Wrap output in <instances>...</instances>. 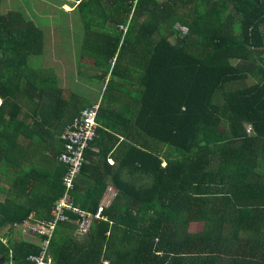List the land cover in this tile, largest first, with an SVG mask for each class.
Instances as JSON below:
<instances>
[{"label": "trees", "instance_id": "obj_1", "mask_svg": "<svg viewBox=\"0 0 264 264\" xmlns=\"http://www.w3.org/2000/svg\"><path fill=\"white\" fill-rule=\"evenodd\" d=\"M74 1L0 0V264H264V0ZM50 44L76 66L66 88ZM98 96L67 188L62 137ZM65 194L87 232L22 234Z\"/></svg>", "mask_w": 264, "mask_h": 264}, {"label": "built area", "instance_id": "obj_2", "mask_svg": "<svg viewBox=\"0 0 264 264\" xmlns=\"http://www.w3.org/2000/svg\"><path fill=\"white\" fill-rule=\"evenodd\" d=\"M99 106L92 105L85 108L81 112V119L74 121V124L66 131L63 140L65 143L64 153L61 155V160L69 166V170L63 181L67 188L72 187V182L79 172L83 160V152L87 142L94 136L96 123V113ZM69 214L78 216L76 219H71ZM53 221L50 222H36L34 224H25L22 226L23 233L35 237H47L42 242V245L47 249L49 245V238L51 237L57 223H70L76 227V233L83 235L87 232L90 225L91 216L76 209L72 200L67 194L62 196L55 202L51 210ZM95 217H98L96 215ZM38 264H52L48 258L45 261V256L40 258L31 257Z\"/></svg>", "mask_w": 264, "mask_h": 264}, {"label": "rangeland", "instance_id": "obj_3", "mask_svg": "<svg viewBox=\"0 0 264 264\" xmlns=\"http://www.w3.org/2000/svg\"><path fill=\"white\" fill-rule=\"evenodd\" d=\"M18 2H20V4L22 5V9L24 10V12L28 15V16H31L32 15V11H35V12H38L44 7V6H51L53 8H55L54 10L56 9H59V7L55 4L54 0H17ZM61 1H64V2H75L74 0H61ZM4 2H6L5 4H2V11L5 12V11H9V10H14L15 7H16V3H15V0H4ZM38 2V3H37ZM39 4V9L37 7V4ZM77 3V2H75ZM35 9V10H33ZM62 9L64 10L66 16L64 15H61V18H64V20L66 22H69V13L71 11V8L67 5L63 6ZM52 10V11H54ZM52 11L51 14H41L40 15L42 17H48V19L52 22L53 19L56 17V18H60L59 16H55L57 14L53 13ZM62 20V19H61ZM56 28L57 27V24H55L54 22H52V24L50 23L49 24V30L50 32L48 34H52V40L53 42H58L61 46V35L59 32L56 31ZM183 30V29H181ZM80 31H78L79 33ZM76 34L73 38H72V42L70 43V46L73 47L75 49V47L78 46L79 44V38H80V35L79 34ZM56 40V41H55ZM65 46V44H63ZM63 47H56L55 45L53 44H50L49 47L46 48V56L44 58V61H43V65L45 67H51L52 69H56L59 73V76L61 77L62 79V83H61V86L62 87H68L69 86V82H68V79L67 77H71L72 74H71V69H75L76 66H73V62H69V60L66 58V50L62 49ZM74 80H76V78H74ZM95 83V82H93ZM95 88H93L92 91H94ZM96 91H98V89H96ZM100 92V96H101V91ZM87 94H90L92 95L91 93H87ZM100 96H98V99H96V101L94 102L93 101V104L92 105H96V106H99L101 104V99H100ZM1 185V184H0ZM3 193H0V200L3 199V196H2ZM35 216V214H33L31 217ZM3 243H6V239H2L1 240Z\"/></svg>", "mask_w": 264, "mask_h": 264}, {"label": "crops", "instance_id": "obj_4", "mask_svg": "<svg viewBox=\"0 0 264 264\" xmlns=\"http://www.w3.org/2000/svg\"><path fill=\"white\" fill-rule=\"evenodd\" d=\"M17 2H18V1L15 0V3H17ZM5 3H6V2H3V4H5ZM64 6H65V5H64ZM33 10H35V9H33ZM109 163H111V162H109ZM35 219H36V217L33 216V217H32V220H33V221H28V223H33V222H35V221H36Z\"/></svg>", "mask_w": 264, "mask_h": 264}, {"label": "clouds", "instance_id": "obj_5", "mask_svg": "<svg viewBox=\"0 0 264 264\" xmlns=\"http://www.w3.org/2000/svg\"><path fill=\"white\" fill-rule=\"evenodd\" d=\"M36 222H37V221H36ZM36 222H33V223H28V222H27V223H24L23 225H25V224H34V223H36ZM23 225H22V226H23ZM22 234H23L24 236H30V235H27V234H24V233H23V228H22ZM49 259H50V258H49ZM50 261H51V259H50ZM51 263H52V261H51ZM52 264H53V263H52Z\"/></svg>", "mask_w": 264, "mask_h": 264}, {"label": "bare ground", "instance_id": "obj_6", "mask_svg": "<svg viewBox=\"0 0 264 264\" xmlns=\"http://www.w3.org/2000/svg\"><path fill=\"white\" fill-rule=\"evenodd\" d=\"M96 123V122H95ZM96 126H97V124H96ZM108 162H111V163H113V161L112 160H108Z\"/></svg>", "mask_w": 264, "mask_h": 264}]
</instances>
